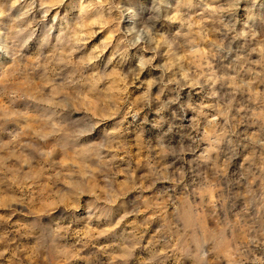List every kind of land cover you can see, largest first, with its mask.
Wrapping results in <instances>:
<instances>
[{"label":"rangeland","instance_id":"374dc122","mask_svg":"<svg viewBox=\"0 0 264 264\" xmlns=\"http://www.w3.org/2000/svg\"><path fill=\"white\" fill-rule=\"evenodd\" d=\"M118 3L0 0V264H145L154 252L167 256V264H195L176 259L183 255L176 244L189 232L179 231L177 209L194 200L205 236L222 230L225 219L237 225L230 234L237 243H245L252 232L249 185H264L249 178L257 153L244 137L264 134V120L256 118L264 112V0H243L237 11L222 14L235 26L225 39L230 51L209 60L205 71L215 70L225 79L215 89H179L181 104L191 102L183 109L164 103L177 93L166 89L158 95L159 85L152 86L150 97L155 100L145 106L147 81L164 75L167 49L158 50L152 67L139 68L140 49L129 50L119 42ZM228 3L204 0L191 14ZM148 7L149 0L137 4L141 13ZM166 27L175 34L182 23L173 17ZM241 32L247 35L241 37ZM212 90L218 98L210 96ZM213 104L217 108L206 107ZM102 105L109 111L118 107V114L106 116ZM229 105L233 138L243 143L226 159L222 152L211 151L209 125ZM180 111L182 118L173 123L174 112ZM69 114L98 120L99 128L121 137L119 146L107 138L70 148L63 139L69 136ZM224 123L223 116L216 121ZM194 139L199 140L195 153L180 158L170 154L171 149L179 154L180 146ZM220 174L240 177L234 199L224 195L221 205L212 191L189 195V185H197L201 177L218 180ZM81 180L90 191L78 205L60 198V188ZM219 192H225L223 183ZM41 222L47 226L45 234L55 231L62 246L58 252L40 255L35 230ZM165 240L170 248L164 247ZM253 250L261 255L260 249ZM209 262L235 264L229 248L215 251Z\"/></svg>","mask_w":264,"mask_h":264},{"label":"clouds","instance_id":"9594fccd","mask_svg":"<svg viewBox=\"0 0 264 264\" xmlns=\"http://www.w3.org/2000/svg\"><path fill=\"white\" fill-rule=\"evenodd\" d=\"M141 0H120L116 5L117 9L121 10V15L117 19V25L120 28L119 35L121 36L120 43L130 49H140L136 56L137 65L139 68L152 67L157 59L158 50L161 48L167 49L168 60L162 67L164 75L161 77H152L147 81L148 89L143 93L142 99L146 107L151 106L152 100L155 97H150L152 86L159 85L162 95L164 90L177 93L171 99L164 103H176L180 108L190 107L191 102L186 101L181 104V97L178 90L188 85L195 87H211L215 89V85L225 79L224 76H217L215 70L205 71L210 68L209 60L215 61L222 57V54L230 51L225 47V39L230 32L235 31V26L231 23H226L222 14L233 13L239 9L243 0H229L225 6L215 8H204V11L192 15V10L196 7H203L204 0H149V7L141 13L137 9V4ZM215 3V0H213ZM205 13H208L207 18ZM173 17H177L182 23V28L175 34H171L166 25L173 22ZM125 18L128 20V25L124 26ZM211 23L213 27H207ZM219 34V38H216ZM243 37L246 32L238 34ZM151 55H147V53ZM192 57L193 59H189ZM171 73V75H169ZM175 85V87H171ZM213 99L218 98L219 93L215 90L210 92ZM206 107L217 108L216 104L208 105ZM163 110V103L161 108H157L156 115L160 116ZM100 111L104 112L106 116H114L118 114V107H113L110 111L101 106ZM230 105L222 108L218 115L212 117L209 134V142L213 145L211 151H220L226 159H231L234 150H236L242 141L239 138L234 139L231 123L228 120ZM134 116L136 113L133 114ZM174 121L181 119L183 112H174ZM223 116L225 123L223 125L216 124V121ZM256 118L264 120V112L256 114ZM68 121L69 136L63 139L70 148L79 149L85 145L92 146L100 140L111 139V143L119 146L121 137L114 135L110 130L99 128V121L94 120L89 116H81L73 119L69 114L66 117ZM161 120L164 118L161 116ZM217 129H220L217 131ZM123 131V130H120ZM97 132L99 135L97 136ZM95 137V139H89ZM157 145L159 148H164L159 141L161 137L157 138ZM244 139L253 144L257 155L250 161L249 178L252 180H259L261 185H264V134L254 133L251 137L245 136ZM199 143L198 139L192 140L191 145L185 147L180 146L179 154L175 149L170 150V154L177 155L178 158L185 152H193L197 150L196 145ZM223 145V147H220ZM107 147V144L101 145ZM167 154V153H166ZM207 155V153H206ZM243 155V153H241ZM254 169V171H253ZM175 175V173H173ZM179 180V177H176ZM220 183H223L225 192H219ZM240 183L238 175L224 177L220 174L218 180L201 177L197 185H189L191 192L189 195H195L203 192L205 195L212 191L215 194L217 202L223 204V196L229 195L234 199L237 190V184ZM107 190L111 194L112 186L109 184ZM89 187L85 181H73L70 185L60 188V198L69 199L75 204H79L81 197L89 193ZM249 196L251 203L250 216L254 225L252 232L248 234V239L245 243H237L235 239L230 238V234L235 232L237 225L234 221L225 219L223 221L222 230L214 234L205 236L200 233L198 226L199 212L194 200L191 205L186 206L183 210L177 209V215L182 219L178 221L181 224L179 231L184 232L189 230L184 239L177 242V251L182 253V256H177L176 259H192L195 264H210L209 258L212 254L220 248H229L233 255L235 264H264V187L257 186L255 189L249 185ZM258 210V212H257ZM229 211H234L229 208ZM215 215V212L212 213ZM224 215V213H221ZM243 218V217H242ZM43 222L35 230V234L39 238L37 243L39 245L38 251L41 256L49 253L58 252L61 249L58 237L55 231L49 230L45 234ZM195 227L196 231L192 232L190 229ZM165 248H170V241H163ZM255 249L261 250V255L257 256ZM168 257L161 258L159 252H154L146 261L145 264H167Z\"/></svg>","mask_w":264,"mask_h":264}]
</instances>
